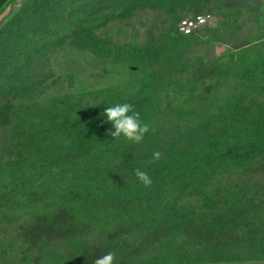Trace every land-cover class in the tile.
Segmentation results:
<instances>
[{
	"label": "rangeland",
	"instance_id": "obj_1",
	"mask_svg": "<svg viewBox=\"0 0 264 264\" xmlns=\"http://www.w3.org/2000/svg\"><path fill=\"white\" fill-rule=\"evenodd\" d=\"M197 15L207 23L182 34L178 23ZM125 102L155 130L140 148L148 156L181 135H200L203 152L228 156L254 146L250 157L216 164L221 174L196 192H177L182 212L224 202L235 184L251 193L264 186V0H19L4 10L0 264H85L88 236L50 232L34 212L39 201L18 196L63 188L71 176L69 167H29L24 135H41L50 147L72 135L98 140L112 130L105 108ZM110 137L103 145L119 140ZM136 181L126 173L115 190ZM101 184L114 189L109 176ZM10 187L16 194L7 195Z\"/></svg>",
	"mask_w": 264,
	"mask_h": 264
},
{
	"label": "trees",
	"instance_id": "obj_2",
	"mask_svg": "<svg viewBox=\"0 0 264 264\" xmlns=\"http://www.w3.org/2000/svg\"><path fill=\"white\" fill-rule=\"evenodd\" d=\"M93 136L72 135L66 143L50 147L41 135H24L29 167L34 168L38 162L43 170L69 167L71 176L63 188L53 186L18 194L23 200L32 196L27 198L33 203L39 201L34 212L44 218L50 232L72 229L88 236L85 264H93L108 252L116 254L115 264H264L263 185L251 193L248 186L235 184L228 189L224 202L211 198L192 208L197 211L185 208L182 212L173 200L177 192L181 194L187 188L196 192L195 188L201 189L214 175L221 174L215 172V166L222 160L230 157L238 162L250 157L254 146L245 151V156L235 152L228 156L203 152L200 135H181L166 141L170 149L159 151L160 160L150 164L147 162L152 155L140 151L143 141L136 144L119 137L103 145L110 135H100L98 140ZM136 168L149 173L152 186L145 188L136 181L115 190L123 176ZM107 176L114 189L102 187ZM95 179L100 181L99 186L89 182ZM12 191L15 187H10L7 195ZM51 198L52 205H48ZM21 207L22 212L31 209L28 205ZM98 223L104 224L94 233Z\"/></svg>",
	"mask_w": 264,
	"mask_h": 264
},
{
	"label": "clouds",
	"instance_id": "obj_3",
	"mask_svg": "<svg viewBox=\"0 0 264 264\" xmlns=\"http://www.w3.org/2000/svg\"><path fill=\"white\" fill-rule=\"evenodd\" d=\"M103 115L106 117L107 122L112 125V130L108 134L114 137L115 140L123 136L126 140L139 144L145 139L146 134L150 131H155L148 124L141 122L140 113L135 110L134 105L131 103L114 104L105 108ZM160 158V152L155 151L151 160L147 163L155 164ZM134 174L143 187L150 188L152 186L153 179L147 171L136 168ZM115 261L116 254L108 252L95 259L93 264H115Z\"/></svg>",
	"mask_w": 264,
	"mask_h": 264
},
{
	"label": "built area",
	"instance_id": "obj_4",
	"mask_svg": "<svg viewBox=\"0 0 264 264\" xmlns=\"http://www.w3.org/2000/svg\"><path fill=\"white\" fill-rule=\"evenodd\" d=\"M208 18V15H197L192 18H184L178 23V30L184 35L191 34L199 27L205 25Z\"/></svg>",
	"mask_w": 264,
	"mask_h": 264
},
{
	"label": "crops",
	"instance_id": "obj_5",
	"mask_svg": "<svg viewBox=\"0 0 264 264\" xmlns=\"http://www.w3.org/2000/svg\"><path fill=\"white\" fill-rule=\"evenodd\" d=\"M19 0H0V13Z\"/></svg>",
	"mask_w": 264,
	"mask_h": 264
}]
</instances>
